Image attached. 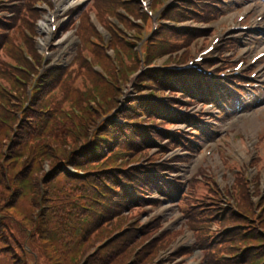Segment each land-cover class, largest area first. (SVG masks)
I'll return each instance as SVG.
<instances>
[{"label": "rangeland", "instance_id": "rangeland-1", "mask_svg": "<svg viewBox=\"0 0 264 264\" xmlns=\"http://www.w3.org/2000/svg\"><path fill=\"white\" fill-rule=\"evenodd\" d=\"M3 6L2 10L0 12V15H4L6 19H11V14L14 12V3L18 2V0H3ZM246 4L250 2V0H244ZM250 4V3H249ZM20 5L18 7L17 12L20 9ZM258 7H261L264 9V3L258 4ZM25 15H27L26 12H24ZM42 20L46 22L45 16H42ZM232 21V19H224L225 23H228ZM40 30V29H39ZM38 34H40L38 32ZM64 37H57L55 39L58 40V42H61ZM42 40V41H41ZM41 42H46V37L43 36L38 41V50H40V47L44 45ZM71 43V41H70ZM54 42H52V45ZM66 44V42H64ZM67 44H69L67 42ZM201 42H198L194 47L193 50H197L200 47ZM71 45V44H70ZM63 46V45H62ZM66 48V47H64ZM62 49V48H61ZM60 50H58L56 53H58ZM167 59V58H165ZM144 76V74H142ZM133 81V77H132ZM131 81V82H132ZM130 85L125 86L123 89L119 88L117 90V103L116 106L120 107L118 102L125 100L129 98L130 94ZM16 89L10 91V95L5 98V101L3 99L0 101V149H2V163L5 166L6 169L0 167V177L2 172H5L7 175L15 176V180L13 181L14 187H16L19 190V185L25 181L22 174H26L28 171L30 172L31 177L37 176V181L39 185L43 189V195L40 199H38V204L36 203V206H34L35 210L33 211V216H31L36 223V227H40L39 220H37L38 215H44L45 211L51 212L53 214V219L55 223L62 225L63 228H67L68 231H70L71 237L68 239L70 246H69V258L73 259L74 262H78L77 264H158L159 258L157 259L158 255H155L153 257H150L152 255H148L146 258L148 261L145 260L144 256V246L135 245L130 246L132 242H134L133 234H128L132 232V223H125L121 224L117 220H112L109 218H105L102 221H99L98 213H99V205L97 204V201L100 199L99 192H102V187L95 184V182L90 181L85 177L87 175H91V177H97V179L101 176L102 170L108 169L111 165L114 164V160H111V158L107 157V154L112 151L106 150V148L102 149V154H97V158L93 160H88L87 162L90 164L97 163V168L93 169L89 167V170L85 168V173L83 172V166H77L74 168L70 164L69 158L72 159L73 155H77L80 157H84L83 153L79 152V149L84 144V141H90L93 137L95 139H98V137L104 135L106 131H108L109 121L106 118L108 112L106 115L101 116L99 115L97 117V114L92 110V107L94 106L95 99L93 98L90 100L92 102L89 105H84L79 108L76 107V111L69 110L67 113L69 114L68 117H62L59 121L60 126L64 129L65 133H69L70 137L66 140L67 144V153L66 157L62 159L63 161H66L65 164L61 165L62 160H49L48 158H45V152L47 148H45V142L44 137L46 134L44 133L42 136L40 135L37 140H40L39 143L33 142L28 143L27 147L24 146V143H21L20 141V135L21 132L20 128H22L23 132V126L26 121H29L32 119L30 118V113L25 111V105L22 104L17 100L18 98L14 97L13 94H15ZM135 90L134 92H138ZM7 101V102H6ZM249 101H252L249 100ZM249 103V102H248ZM247 103V104H248ZM246 104V105H247ZM102 106V103L100 104ZM122 105V104H121ZM69 107V106H68ZM99 108V107H97ZM20 115V120L16 119ZM32 114V113H31ZM96 121L92 122L91 124H88L90 120L95 119ZM16 117V118H15ZM256 116L254 114V111L247 108V110L242 111H236L233 113H227L223 117V121L218 124V128L215 130V137H212L210 140L204 139L200 142V146H212V150H214V153L210 155L207 158H204L205 160H201V158L198 160L195 156L189 157L183 164H180V172L179 176H181L183 179H189L193 174L196 173V171L199 169L200 165L207 166L208 169L211 170L214 169V173L217 175V178L220 176L224 180L225 186L231 182V175H226L225 172H230L227 164L223 165V162L226 161L223 159V157L231 158L233 160H239L240 158L235 152L242 151V147L248 148L247 143L249 142V138L245 137V139H242L241 144L236 142L234 146L232 147L229 145L228 138L222 139L223 136H221L220 128L222 129L224 126L227 125L231 129H233L237 136H250L251 142L255 144L257 134L260 131L264 129V123L261 122L257 124L258 122L255 121ZM80 121H83L82 124L85 125V128L83 130L79 129V123ZM222 126V127H221ZM120 128V127H119ZM84 131V133H82ZM6 139L3 141V136L6 135ZM76 133V135H75ZM264 133V130L261 132V134ZM221 136V137H220ZM76 139H75V138ZM218 137L220 139L218 140ZM97 140H95L94 144ZM217 143V147H214V144ZM16 144L18 147L16 148ZM260 145V143H259ZM2 147V148H1ZM26 147V149L24 148ZM53 149H56V145L53 146ZM262 147H264V143H262ZM91 148V147H88ZM33 149V151H32ZM248 150V149H247ZM28 152H36L29 154ZM54 152V151H53ZM253 147L248 151V161L246 164H243L242 161L240 162L243 166V170L245 172L253 171L254 169H251L249 167L248 162L252 158L254 154ZM56 153V152H55ZM78 153V154H77ZM12 154H16L15 156H12ZM18 154H21V158L16 160V163H11L7 161L9 158H15L18 157ZM35 155H38L36 157V161L33 159ZM8 156V157H7ZM39 156L42 160L38 159ZM202 157V156H201ZM9 162V163H8ZM203 162V163H202ZM2 165V166H3ZM15 167V170L12 171V168ZM86 167V166H85ZM226 167V170L224 169ZM31 168L33 170H31ZM264 170V168H263ZM262 170V171H263ZM66 173H68V176H66ZM89 172V173H88ZM254 172V171H253ZM32 173V174H31ZM76 173H78V177H76ZM248 173V172H247ZM263 174V172L260 173V175ZM214 175V174H213ZM262 176V175H261ZM20 177V184H17L19 181H17V178ZM30 177V179H31ZM84 179L85 183L81 184L79 180ZM95 180L96 178H92ZM47 180H51V183L49 185H46ZM69 181V183H67ZM218 182V188L221 190L224 185ZM65 183L67 185H65ZM88 183V185H86ZM81 184V186H76ZM62 185H65L63 187L70 188V190L64 192V195L60 193L62 189ZM51 192L52 199L50 198L49 202H45L46 193ZM58 193V196L56 197L55 194ZM51 197V196H50ZM24 200V197L21 195H17L16 190H14V193L12 195L11 202H19V206H21L22 209L28 208V203ZM10 202V203H11ZM184 204V203H183ZM20 208V210H21ZM33 208V206L31 207ZM30 208V209H31ZM30 209L28 211L29 216ZM102 211V210H101ZM156 215L153 219H149L148 216H140L138 219L139 221H142L144 223L148 221H153L155 218L159 217L161 218L165 223L166 226H170L171 228L178 229L183 228V219L180 218L178 213L176 212L175 208L172 206H169L166 203L160 204V206L156 207L154 210ZM254 211V210H253ZM263 211V208H262ZM105 213V212H103ZM253 212H250V214ZM255 215L259 213V210L257 212H254ZM264 214V213H263ZM106 214H103L104 217ZM250 218V215H247ZM264 215L259 214L257 217V221H259V225L256 223H253L254 226L260 227L264 231ZM45 221H48L50 219L49 214H46L44 216ZM102 219V218H101ZM253 219V217H252ZM57 220V222H56ZM22 223H25L24 221L20 220ZM249 220L246 221L247 225H249ZM168 223V224H167ZM47 224V223H45ZM252 224V223H251ZM135 227V226H134ZM47 227H44V230H46ZM127 231H126V230ZM66 234L67 232L64 231ZM45 235V234H44ZM129 235V238L126 237ZM156 234H149L148 240L151 238H154ZM146 238V239H147ZM261 238H264L261 236ZM125 239H128V245L124 244ZM185 239V240H184ZM181 242L183 245L186 244L185 241H188L191 239L190 233H186V237ZM257 247V246H253ZM174 250V247L172 251ZM85 251V253H84ZM123 252V253H122ZM129 253L128 257L126 258V255ZM175 254V253H173ZM172 254V255H173ZM125 256V258H124ZM143 261V262H142ZM177 259L174 261L176 262ZM262 264H264V261ZM167 264H172V262H169Z\"/></svg>", "mask_w": 264, "mask_h": 264}, {"label": "trees", "instance_id": "trees-1", "mask_svg": "<svg viewBox=\"0 0 264 264\" xmlns=\"http://www.w3.org/2000/svg\"><path fill=\"white\" fill-rule=\"evenodd\" d=\"M33 0H28L26 6L24 7L26 12L28 13V19H33L34 17V12L29 8V3L32 2ZM33 21V20H32ZM23 24L26 26L27 23L23 22ZM32 25V24H31ZM31 25L29 28H31ZM1 36V35H0ZM2 40V43L5 42L4 45H2V53L0 54V58L4 57V51H7V54L12 55H18L19 54V49H18V44L16 43L15 40L11 39L9 40L8 38H0ZM9 40V41H8ZM29 46H31V43H29ZM15 56V57H16ZM17 58H22L21 55ZM0 80H2L5 83V89L6 86H10V90L4 91L6 92L4 98L8 97L10 95V91L17 89L18 87L17 83L14 81L13 78V72L9 71V69L6 67V64L4 63L3 60L0 61ZM110 74L108 79L110 77L113 78L111 75V71H108ZM85 75L87 79L84 77L83 80L78 84V96L77 99L80 98L81 101L77 102L76 106L81 108L83 105L84 107L86 105H89L90 100L94 98L95 95H98L102 98V106L100 105V102L95 103V105L92 107V110L97 114V117L99 115H104L106 110H109L111 107H114L115 102L114 101H107V98L112 95V92L117 90V86L115 88H111L110 85L106 80H104L100 75H95L89 72V69L85 67L84 72H82L81 76ZM168 77V78H167ZM173 77V81H172ZM93 82H91V81ZM165 80V82H163ZM172 86L173 83L175 84H184V79L182 77H176L172 76L170 74H163L160 78V82H163V84ZM92 89V91H89ZM0 92L1 89H0ZM83 92V93H82ZM23 95L24 91H22ZM82 93V94H81ZM79 99V100H80ZM95 99V98H94ZM7 102V101H6ZM154 105H150L148 103H144L142 101H129L127 103V109L119 113V115L123 116H134L135 112L138 111L139 109H145V108H151L150 114H153L154 112H158V109L155 111L153 110ZM99 107V108H97ZM156 107V106H154ZM29 115L30 118H33V121L31 122V119L29 121H26L24 126H23V132L22 128H20L21 132L19 133L20 135V141L21 143H26L24 146L27 147V144L35 142V138L39 137L40 135L42 136L44 133L46 136L44 137V142H45V148H47L45 152V158H48L49 160L53 161L57 158V160H62L66 157L67 153V147H66V140L70 137L69 133H65L64 129L60 126L59 121H55V117L53 113H46L45 115L40 114L38 112L36 113H30ZM46 116V117H42ZM96 117V116H95ZM95 118L93 120H90L88 124H91L92 122L96 121ZM166 118H171L172 115H166ZM16 118V117H15ZM135 119L138 118V116H134ZM130 120V124L133 123L135 120L134 119H128ZM38 121L43 122L44 124L47 125L46 128L43 130H38L37 128V123ZM83 121H80L79 123V129L83 130L85 128V125L82 124ZM164 125H167V123H164ZM111 126V125H109ZM131 128V129H130ZM128 128H122L121 130H124L126 134L133 133V136L129 137L128 139H122L121 133L116 129V127H108L109 131H114L113 135L105 133L101 137L99 136L96 143L94 146L91 148H88L86 145L82 149V153L84 157H80L77 155H73L72 159L70 160V164L74 168L77 166H83L84 170L83 172L85 173V168L89 170L90 168H97L98 162L97 163H88V160H93L97 158V154L101 153L102 154V149L101 148H111L113 151H110L107 154V157L111 158V160H114V164L111 165L109 168H120L122 165H124V158L123 156L119 155L118 151L116 152L114 150L115 143L119 141V138L123 140V142L126 145L134 146L135 140L139 137L136 136V134L143 135L144 134V141L148 142L145 131L142 132L140 129L136 127H130ZM84 133V131L82 132ZM6 135L3 136V141L6 139ZM76 135V133H75ZM121 135V136H120ZM161 137H166L165 134H160ZM75 138V137H74ZM77 138V137H76ZM75 138V139H76ZM84 142H87L84 141ZM137 142V141H136ZM53 146L56 145V149H53ZM16 148L18 145L16 144ZM26 147H24L26 149ZM2 148V147H1ZM135 149H138L135 147ZM33 151V149H32ZM54 151V152H53ZM56 152V153H55ZM116 152V153H115ZM29 154L32 155V153L36 152H28ZM78 154V153H77ZM16 155V154H15ZM12 154V156H15ZM21 154H18V157L15 158H9L7 161L11 163H16V160L18 158H21ZM38 155H35L33 158L36 161V157ZM8 157V156H7ZM2 149H0V167L5 168L3 165L2 161ZM40 160L41 157L39 156ZM8 162V163H9ZM66 161H61V165L65 164ZM3 165V166H2ZM86 166V167H85ZM15 170V167L12 168V171ZM31 170H33L31 168ZM106 174H104L97 179V177H91V175H87L85 179L87 178L90 182H95L96 185L102 187V191L106 195V197L110 201H114L115 204L118 202H123V198H119L118 196L121 195L124 190L121 187L120 183L117 182L118 178H122L119 176V174H113V172H108L105 171ZM89 173V172H88ZM32 174V173H31ZM66 176H68V173H66ZM78 173H76V177H78ZM23 178H28L29 179H24L23 183L20 184L21 180L20 177L17 178V181H19L17 184H20L19 190L14 187L13 181L15 180V176L12 175H7L5 172H2L1 177H0V264H77L78 262H74L73 259L69 258V241L68 239L71 237L70 231H68L67 228H63L62 225H59L58 223L56 224L54 219H53V214L48 211L44 212V215H38L37 220H39L40 227H36L37 221H35L31 216H33V211L35 210L34 206H36V203L38 204V199L41 198L43 195V189L39 185L37 181V176L31 177L30 172L28 171L26 174H22ZM31 177V179H30ZM92 178H96L93 180ZM132 182L134 183L135 187L138 186L137 179L135 177H128ZM78 179H80L78 177ZM81 184L85 183L84 179L79 180ZM114 181L118 184V188L115 187V185H111L114 183ZM51 183V180H47L46 185H49ZM69 183V181H67ZM79 184V185H81ZM65 185H67L65 183ZM65 185H62V189L60 193L62 196L64 195V192L70 190V188L63 187ZM77 185V186H79ZM88 185V183H86ZM14 190H16L17 195H21L24 197V200L28 203V208L22 209L21 206H19V202H11L12 195L14 193ZM53 194L48 191L46 193L47 199H45V202H49L50 198L52 199ZM58 196V193L55 194V196ZM51 196V197H50ZM56 196V197H57ZM184 201L181 204L180 212L183 213L184 218L186 219V224L189 226V228L197 234V239L200 238L201 240V235L203 234L205 228L212 224V223H228L232 224L234 220H236V216H234L231 213L227 214H221L217 218L215 217L214 212L218 211H203L200 212L198 209H195L193 207V203L197 201L196 198H184ZM11 202V203H10ZM192 202V203H191ZM33 206V208H31ZM21 208V210H20ZM31 208V209H30ZM245 206H242V211L244 210ZM30 209V216L28 214V211ZM46 214H49L50 219L48 221H45L44 216ZM24 221L25 223H22L21 221ZM222 219V222L220 221ZM57 222V220H56ZM47 223V224H45ZM44 227H47L46 230H44ZM66 231L67 234L64 232ZM154 228L149 227L145 228L142 230L140 234H133L136 237L134 238V242L130 244V246H135V245H142L143 242L148 240V235L153 234ZM45 234V235H44ZM174 234H170L166 237H163L161 240H158L151 245L149 244L148 246L144 247L145 252L143 253L145 256V260H147L148 255H152L150 257H153L155 250L159 248L160 246H164L166 243H168L172 238ZM129 238V235L126 236ZM232 236L228 237L231 238ZM147 238V239H146ZM171 238V239H170ZM227 238V239H228ZM124 244L128 245V239H125ZM250 240H246L245 238L241 237L236 243L232 244V247H225V246H218L216 247L220 250H225V251H230L232 248H238L239 250H242V248L246 246H250L251 242ZM261 244L260 242L257 243V245ZM205 246V244L202 241H199V247ZM207 256H209V250H207ZM232 252V251H231ZM85 253V251H84ZM123 253V252H122ZM212 253V251L210 252ZM129 253L126 255V258L128 257ZM125 258V256H124ZM212 258V257H210ZM261 261H264V249H258V250H251L249 253H245L241 258L239 257L237 259L236 264H262ZM143 262V261H142ZM209 263L214 264V262L210 259Z\"/></svg>", "mask_w": 264, "mask_h": 264}, {"label": "bare ground", "instance_id": "bare-ground-1", "mask_svg": "<svg viewBox=\"0 0 264 264\" xmlns=\"http://www.w3.org/2000/svg\"><path fill=\"white\" fill-rule=\"evenodd\" d=\"M45 30V28L44 27H42V31H44Z\"/></svg>", "mask_w": 264, "mask_h": 264}]
</instances>
